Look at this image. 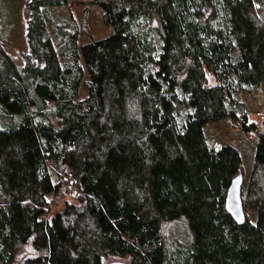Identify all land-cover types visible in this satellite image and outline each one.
Returning <instances> with one entry per match:
<instances>
[{
    "label": "trees",
    "instance_id": "16d2710c",
    "mask_svg": "<svg viewBox=\"0 0 264 264\" xmlns=\"http://www.w3.org/2000/svg\"><path fill=\"white\" fill-rule=\"evenodd\" d=\"M88 1L114 32L79 44L74 25L64 62L42 21L20 68L0 40V264H264V109L252 126L238 99L264 80V0H35ZM240 109L242 225V156L203 133ZM183 222L171 250L162 227Z\"/></svg>",
    "mask_w": 264,
    "mask_h": 264
},
{
    "label": "rangeland",
    "instance_id": "374dc122",
    "mask_svg": "<svg viewBox=\"0 0 264 264\" xmlns=\"http://www.w3.org/2000/svg\"><path fill=\"white\" fill-rule=\"evenodd\" d=\"M36 3L35 0H0V40L19 68L25 61L31 62L36 55V51L29 49L27 44L28 24L33 28V32L38 33L41 31V21L44 23L45 33L41 35L42 39L49 40L50 47L60 62H64L65 59L59 55L58 49L63 47L65 50L69 47L70 31L74 29V25L78 31L79 44L107 37L114 32L113 26L103 22L102 9L89 1L81 5L71 4L69 7L54 3ZM37 11H42L43 16L40 20L36 17ZM43 48L44 51L49 50L48 45ZM46 62V59L39 60L40 65ZM79 97H83L82 88ZM238 99L247 109V123L260 126V114L264 109V80L253 92L239 93ZM242 120L243 112L240 109L237 119L226 117L208 123L203 126V133L205 141L210 146L221 144L240 152L243 165V188H245L253 166L257 136L252 130L250 134L244 132ZM179 122H182L181 118ZM58 207L57 205L55 210ZM249 213L254 214L255 211L249 210ZM162 231L171 250L190 241L191 235L185 228L184 222L165 224Z\"/></svg>",
    "mask_w": 264,
    "mask_h": 264
},
{
    "label": "water",
    "instance_id": "95a60500",
    "mask_svg": "<svg viewBox=\"0 0 264 264\" xmlns=\"http://www.w3.org/2000/svg\"><path fill=\"white\" fill-rule=\"evenodd\" d=\"M243 174L235 176L228 188L225 205L229 214L238 225L245 222L244 206L242 201ZM110 264H127L123 262H112Z\"/></svg>",
    "mask_w": 264,
    "mask_h": 264
}]
</instances>
